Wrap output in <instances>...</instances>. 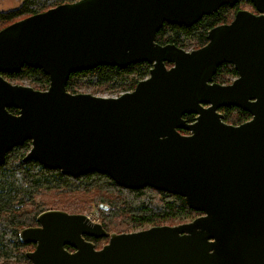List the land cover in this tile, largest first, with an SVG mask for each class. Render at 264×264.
I'll return each mask as SVG.
<instances>
[{
	"label": "water",
	"instance_id": "1",
	"mask_svg": "<svg viewBox=\"0 0 264 264\" xmlns=\"http://www.w3.org/2000/svg\"><path fill=\"white\" fill-rule=\"evenodd\" d=\"M240 1L78 0L0 30V166L30 141L22 162L178 195L200 214L108 234L88 215L47 210L18 233L35 245L30 264H264V0H247L255 13L237 11L198 49L155 41L164 23L189 28ZM139 63L152 66L148 77L118 97L66 90L73 73ZM223 64L237 73L227 85L213 81ZM24 66L40 69L47 89L2 76ZM229 107L250 119L227 124L219 110ZM84 237L109 239L95 249Z\"/></svg>",
	"mask_w": 264,
	"mask_h": 264
},
{
	"label": "trees",
	"instance_id": "2",
	"mask_svg": "<svg viewBox=\"0 0 264 264\" xmlns=\"http://www.w3.org/2000/svg\"><path fill=\"white\" fill-rule=\"evenodd\" d=\"M75 1L78 0H21L18 8L7 12L0 11V30L19 19ZM243 3L252 7L247 0H241L234 7L222 6L217 13L202 17L189 28L164 23L156 34L155 41L160 45L172 44L183 50L193 42L196 47L191 50L198 49L207 43V32L215 26L229 23L235 13L241 10ZM151 67L148 63L130 65L124 69L102 65L88 71H79L69 76L66 90L74 94L77 93L78 88L93 87L101 90L107 87L111 90L130 92L139 81L148 76ZM2 76L9 81L27 78L35 85L33 87H37L36 90H45L48 87V77L37 68L24 66L15 74H2ZM229 76L236 78L237 73L232 65L223 64L218 67L213 81L221 85L228 84L226 80ZM9 112L17 113L15 109H9ZM220 113L223 115L224 122L231 125H240L250 119L247 112L235 107L222 108ZM184 119L191 123L194 121V116L186 115ZM181 133L187 134L184 131ZM29 149L30 141L16 147L6 155L5 163L0 166V258L9 259L15 256L18 264H30L25 253L32 247L20 243L18 233L23 228L37 225L38 214L48 210L44 209V206L35 208L33 202L35 196L42 190L66 189L69 192L84 193L97 190L101 196L90 201L97 203L99 217L102 220L100 223L107 231H111L108 230L110 226L121 229L140 228L147 225L173 226L169 222L177 218L191 221L200 215L189 209L184 199L178 195L157 191L150 187L125 189L117 186L106 175L96 172L73 178L61 175L57 170L46 169L36 161L22 162ZM90 204L92 203H89V206H74L72 210L61 207L59 204L57 206L59 210L69 214H85ZM22 247L27 251H20Z\"/></svg>",
	"mask_w": 264,
	"mask_h": 264
},
{
	"label": "rangeland",
	"instance_id": "3",
	"mask_svg": "<svg viewBox=\"0 0 264 264\" xmlns=\"http://www.w3.org/2000/svg\"><path fill=\"white\" fill-rule=\"evenodd\" d=\"M20 2H21V0H0V11L1 12H7L10 10L16 9L19 7ZM240 8H241V10H247L250 12H255L254 8H252L249 5L244 4V3L241 4ZM195 47H196V45L193 42H191L190 45L184 49H185V51H191V49L195 48ZM148 75H149V73H148ZM233 80H234V76H229L228 80H226L227 81L226 83L229 82V84H230ZM8 82H10L13 85L28 86V87H32L35 89L37 88V87H33L35 85L33 83H31L30 80L27 78H23L21 80L11 79L10 81L8 80ZM222 85H226V84H222ZM126 92H128V91H126ZM77 93H87V94H91L94 96H101V97H118L119 95H121L122 93H125V92L122 90H116V89L111 90L107 87H104L101 90H97L93 87H88V88H78ZM219 112H220V110H219ZM98 196H101V193L98 192L97 190H95L91 193H84V192H77V191H70L69 192L66 189L49 190V191L42 190L39 192L38 195L35 196L33 202H34L35 208L38 206H44L43 208L48 209V210H59L57 204H59L61 207L72 210V208L74 206L75 207H80L82 205L89 206V203H92V204H90V208L88 210H86L85 215H88L94 222H97V223L101 222L102 223V220L99 217L100 212L98 211L97 203H95V202L93 203L90 201L92 199L96 200L98 198ZM110 199H111V197H110ZM88 201H90V202H88ZM105 210H106V208H105ZM178 220H181V221H178ZM187 222H190V221H188L186 219H178L177 218V219L169 222V224H173V226H174V225L187 223ZM150 227H152V226L147 225V226H143L140 228L121 229V228H117L114 226H110L108 228V230H111V232L128 231V232H124V233H129V231L136 232V231L148 229ZM29 250H31V248ZM20 251H27V250H25V248L22 247ZM17 262H18V259L15 256H12L9 259L0 258V264H18Z\"/></svg>",
	"mask_w": 264,
	"mask_h": 264
},
{
	"label": "flooded vegetation",
	"instance_id": "4",
	"mask_svg": "<svg viewBox=\"0 0 264 264\" xmlns=\"http://www.w3.org/2000/svg\"><path fill=\"white\" fill-rule=\"evenodd\" d=\"M255 13V12H254ZM237 77V76H236ZM235 79V78H234ZM229 84V83H228ZM227 85V84H226ZM37 224V223H36ZM99 224H101L100 222H99ZM102 225V224H101ZM36 226H38V225H35V226H33V227H36ZM33 227H31V228H33ZM26 228H28V227H26ZM30 228V227H29ZM24 229V228H23ZM22 230V229H21ZM104 230L108 233V234H111V233H116V232H111V231H107L105 228H104ZM117 233H119V232H117ZM108 237H104V238H94V237H84V240L86 241V242H90V243H92L93 245H94V247H95V249H100V248H102L104 245H106L107 243H108ZM21 243V242H20ZM25 245V244H24ZM26 245H31V250H28V251H33L34 250V248H35V245H33V244H26ZM65 249L67 250V251H69V252H73L74 251V249L73 248H71V247H69V246H66L65 247Z\"/></svg>",
	"mask_w": 264,
	"mask_h": 264
},
{
	"label": "bare ground",
	"instance_id": "5",
	"mask_svg": "<svg viewBox=\"0 0 264 264\" xmlns=\"http://www.w3.org/2000/svg\"><path fill=\"white\" fill-rule=\"evenodd\" d=\"M23 19V18H22Z\"/></svg>",
	"mask_w": 264,
	"mask_h": 264
}]
</instances>
